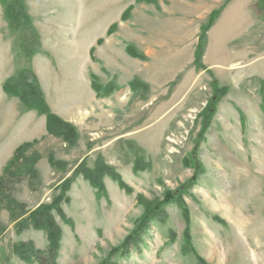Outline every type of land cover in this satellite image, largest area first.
Listing matches in <instances>:
<instances>
[{"label":"rangeland","instance_id":"obj_1","mask_svg":"<svg viewBox=\"0 0 264 264\" xmlns=\"http://www.w3.org/2000/svg\"><path fill=\"white\" fill-rule=\"evenodd\" d=\"M226 1L19 0L30 58L0 2V175L23 143L36 173L3 179L0 264H38L14 253L48 248L29 214L50 205L78 168L96 167L129 191L106 174L102 196L75 175L59 205L68 222L51 212L60 229L55 264H264V4L229 0L205 34L202 67L194 63L200 28ZM22 71L73 128L71 142L48 135L44 115L4 94ZM216 89L224 93L202 133ZM153 209L123 256L125 239ZM186 229L191 251L183 250Z\"/></svg>","mask_w":264,"mask_h":264},{"label":"trees","instance_id":"obj_2","mask_svg":"<svg viewBox=\"0 0 264 264\" xmlns=\"http://www.w3.org/2000/svg\"><path fill=\"white\" fill-rule=\"evenodd\" d=\"M228 1H226L223 4L220 10L211 12L208 17L207 24L200 28L201 34L199 36V40L196 46V52L194 56V63L198 68L202 67L201 58H202L203 45L205 43V34L212 26L213 22L216 20L221 10L228 3ZM0 2L4 6L5 18L8 21V25L11 28V30L21 31L20 48L22 50L24 57L30 58L34 54V51L31 47L32 38L31 35L29 34L31 31L29 24L30 21L28 20V17L22 12L21 5L19 4V0H9V1L0 0ZM259 2L264 4V0H260ZM127 13L128 11L126 10L124 14L127 15ZM113 29H114V25L109 26L106 32L107 35L111 34ZM100 42L101 40L97 41L98 44ZM126 52L131 56H136L130 48H127ZM92 53H93V48H91L90 50V54ZM29 74L30 73L27 71H22L16 77L14 76L7 79L4 82L2 91L4 92V94L8 96L18 98L19 101L25 106L27 110L35 111L38 115H44L45 129L48 135H53V136L63 135L66 141L71 142L72 139L74 138V134H73L74 132L72 131L73 128L64 124L54 114L50 113L46 103L44 102V99L41 95V91L39 90L37 84L33 82L28 83ZM92 88L96 90L98 89L94 84H92ZM223 93H224L223 89L221 90L216 89L215 96L214 98H212L211 105L209 106L210 108L205 111L206 121H204V125L202 126V133L208 127L209 119L214 113L212 109L214 108V105L212 104L217 102L219 100V97L223 95ZM27 147H29V144L27 143H23L22 145L18 146L14 150L11 159L6 163V165L2 170V173L0 175V206L6 195L4 191L5 186L3 183V179L7 174L12 173L11 174L12 177L14 176L12 180H16V179L18 180L20 179V177L24 175L29 176V178L33 180V178L36 176L34 170V161L29 159H25V160L23 159L22 154ZM19 162L24 163V167L22 169L20 168V170L19 169L17 170V165ZM49 162L51 167L54 168L58 167V163L53 162V160L50 159ZM81 169L82 168H78L76 171H74L73 177L66 179L61 184V194L58 197L54 198V200L50 205H41L36 210H34L29 214L30 225L32 226V228L35 230L44 231L46 233L48 240V248L45 253L31 252L30 254L27 255L26 251H24L22 247L15 246L14 253L21 260L28 262L29 255H32L35 259V262L38 264H55L56 254L59 247L58 244L60 240V229L55 225L51 212L55 211L56 215L60 219L64 220L65 222H68L65 220L64 214L59 205L63 201L66 203L68 202V199L64 197V193L68 191L71 184V180L75 177V175L80 174L83 177V179L87 180L90 183L91 187L96 189L97 193H100V195L102 196L105 195V188L101 182V177L106 174L111 178L112 181L117 182L120 188H123L124 190L126 189L127 192L129 191V189L126 188L125 185L122 183L120 177L115 173H113L112 171L107 170V168L106 169L103 168V171L99 167H96L93 170H84V169L81 170ZM172 197L173 194L166 195L165 202L171 200ZM173 201H176L179 204H181V202L177 200H173ZM136 202L142 204L143 203L142 197L138 195L136 197ZM9 205L13 206L14 204L13 205L9 204ZM11 206H7L9 212H11ZM146 206L147 205L145 204V207ZM150 212L155 213L154 209L151 211L150 210L146 211L145 215L140 219V221L137 224L136 230L134 232V237L132 238L131 236H128L125 239V242L120 247V249H122L121 251L123 252L122 253L123 256H126L129 253L130 248L132 247L134 248L133 246L134 243H138L137 232L147 229V222L153 219V217L149 215ZM184 217L187 220L186 211L184 213ZM24 227L25 225H22V223L20 222L16 225L18 232L22 231ZM188 233H189L188 229H186L184 233V240L186 243V245L183 248L184 251L192 250L190 248V238ZM197 264H205V262L201 259H198Z\"/></svg>","mask_w":264,"mask_h":264},{"label":"crops","instance_id":"obj_3","mask_svg":"<svg viewBox=\"0 0 264 264\" xmlns=\"http://www.w3.org/2000/svg\"><path fill=\"white\" fill-rule=\"evenodd\" d=\"M44 127H45V121H44ZM45 131H46V130H45ZM14 150H15V149H12V150H11V153H10L11 156H12Z\"/></svg>","mask_w":264,"mask_h":264}]
</instances>
